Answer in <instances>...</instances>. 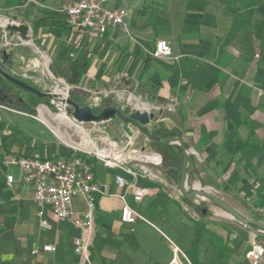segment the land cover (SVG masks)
Here are the masks:
<instances>
[{"label": "crops", "instance_id": "crops-1", "mask_svg": "<svg viewBox=\"0 0 264 264\" xmlns=\"http://www.w3.org/2000/svg\"><path fill=\"white\" fill-rule=\"evenodd\" d=\"M250 1L109 0L132 17L125 26L104 33L73 29L58 9L39 17L32 34L47 53L53 74L75 98L91 92L105 95L117 87L132 91L130 97L146 105L142 110L155 114L152 130L178 134L186 154L181 147L180 164L167 166L158 147L148 143L153 161L161 159L146 166L149 176L126 157L115 167L95 160V179L103 192L95 203L94 225L83 231L36 201L21 169L4 163L7 154L52 158L73 149L40 118L41 101L29 104L28 110L0 103V264H221L218 244L226 249L224 264H251L248 252L254 245L264 248V41L252 28L225 41L235 14ZM33 6L30 0H0V10L9 14H17L19 7L25 14ZM262 9L258 7L255 19L264 16ZM158 40H166L178 59L154 57ZM43 115L48 116L45 110ZM93 129L89 134L98 138ZM116 129L108 133L111 139L134 143L144 135L126 123ZM110 138L100 142L106 145ZM184 169L188 191H207L249 223L212 200L198 204L200 197L187 196L181 187ZM117 175L127 182L124 188L118 186ZM135 187L147 191L141 203L133 200ZM125 202L142 218L123 222ZM73 206L79 212L87 209L80 195ZM40 210L49 228L41 225ZM78 237L84 255L75 251ZM47 245L52 249L45 250ZM255 264H264V254Z\"/></svg>", "mask_w": 264, "mask_h": 264}, {"label": "built area", "instance_id": "built-area-1", "mask_svg": "<svg viewBox=\"0 0 264 264\" xmlns=\"http://www.w3.org/2000/svg\"><path fill=\"white\" fill-rule=\"evenodd\" d=\"M58 10L66 15L73 29H87L99 33H104L108 29L125 26L127 21L132 17L128 9L110 6L109 0H70L60 5ZM153 56L157 58L171 57L178 59L173 54V50L166 40H158L156 42ZM53 91L57 92L56 90ZM69 93L70 87L65 86L62 96L58 93V97L67 99ZM56 106L65 112L68 108L67 103L60 101L56 103ZM97 130L100 129L94 128L93 132ZM95 160L110 167L119 166L122 162L112 163L110 158H106L94 150L89 151L74 148L67 155L52 158L7 154L4 158V163L16 165L21 169L23 181L32 185L34 189L36 201L41 205L49 206L56 218L65 219L76 228L84 231L91 228L95 223V203L103 192V188L95 179ZM145 162L160 164L161 160L159 162ZM138 168H140L144 176L152 175L146 166L139 165ZM128 172L133 176L138 175V172L133 168H129ZM13 181L14 177L12 175L8 176V182L12 183ZM116 182L121 188L127 185V182L121 175H117ZM146 192L144 188L135 187L133 200L136 203H141ZM182 194L183 192L181 191L180 195ZM78 195L82 196L87 204V209L83 212L75 210L73 206L74 198ZM199 197L200 200L196 202L198 204L206 200V197L203 195ZM121 198L124 199V195H121ZM39 216L41 217V225L49 228L50 225L47 219L44 218L43 210L39 211ZM193 216L197 218V214L193 213ZM138 218H142V216L125 202L121 209V220L125 223H135ZM74 244L75 251L84 255L86 248L83 244V239L81 237L76 238ZM44 249L51 250L52 246L47 245ZM263 254L264 248L260 245H254L253 250L248 252L247 257L251 264H255Z\"/></svg>", "mask_w": 264, "mask_h": 264}, {"label": "rangeland", "instance_id": "rangeland-1", "mask_svg": "<svg viewBox=\"0 0 264 264\" xmlns=\"http://www.w3.org/2000/svg\"><path fill=\"white\" fill-rule=\"evenodd\" d=\"M61 1L62 0H48V1H45V3H42L39 0H30V2L34 4V6L28 7L25 14H21L22 13L21 10L23 9V7H19L15 9L18 11L17 14L16 13L9 14V13H5L4 11L0 10V19L3 21V24H0V63L2 64L3 69L7 71L8 73H11L12 75L24 81H27L28 83L39 88L40 90H43V91L56 90L58 93H60V96H62L64 92V84L61 82V80L58 77H56L53 74V71L51 69V64H49L48 69L53 74V76L48 75L44 71L43 65L39 64L38 61H41V55L38 52V49L42 50L44 53L45 51L40 46L41 44L39 43V40L35 38L36 34L33 35L32 31L35 29L33 25L38 19H40L39 17H42L46 13H50L51 10L58 9L57 7ZM38 7L40 9H38ZM262 10L264 11V9ZM4 18H6L7 21H10V23L28 25L31 28L29 31V36L31 37V40L33 41V43L32 44L24 43L23 40L17 35L16 31L9 30L7 28L9 24L6 23V20H3ZM16 90H18L22 98L26 99L27 101L31 97V93L23 89L16 87ZM131 92L132 91L125 92L123 90V87H117L116 89H114L113 91L109 93H106L105 95L104 93H92L91 92L89 94L84 93L82 94L81 97L75 98L74 93L71 90L69 93V97H73L81 105L92 106L95 111L101 110L102 108H104L105 105H108L111 103V101H114L116 102L115 104L117 106L122 108L124 113H129L131 111L136 110L137 108L135 105L129 104L128 102ZM41 104L45 105V107H47L51 113H56V114L65 113L68 117L72 119L71 117L72 115L69 112L68 108L65 112L63 109H59L56 106V104H47L43 100H41ZM141 111H147L149 113H152V111L150 110L141 109ZM52 123L54 125H59L62 132H64L66 136L71 137L73 141L75 142L80 141L79 134L77 133L75 127L68 126L65 124L64 121H60V120H54L52 121ZM121 123H124V122L116 118V119H112V120L101 122V123H83L79 125L82 126L83 130H86L87 132L89 131L90 133L93 128H98L101 131H105L107 134L108 133L113 134V132L117 130L116 128ZM150 128L152 129L154 128V126L150 124ZM108 138L110 137L108 136ZM92 139L95 142H97V145L100 148H105V149L118 148L119 150L120 149L122 150V153L132 152V151L141 152V148L143 146H146L145 152H151L148 149L150 148L148 146V143H152V142H150L146 138L145 135H141V137L137 139L134 143H129V141H125L122 137H117V136H115L113 139L110 138V141L107 142L106 145L100 142L101 138L99 137L92 138ZM143 142L146 143V145H142ZM66 147L69 150L74 149L68 145H66ZM127 159H132V158L127 156L125 160ZM130 163H133V164L137 163V165L150 166L148 162L139 161V160L137 161L132 160L130 161ZM196 197H199V196H195L194 198ZM205 199L206 200L203 201L205 205L207 203L209 204L212 203L210 199L208 198H205Z\"/></svg>", "mask_w": 264, "mask_h": 264}, {"label": "water", "instance_id": "water-1", "mask_svg": "<svg viewBox=\"0 0 264 264\" xmlns=\"http://www.w3.org/2000/svg\"><path fill=\"white\" fill-rule=\"evenodd\" d=\"M9 30H13L19 32L21 34H29L30 27L26 24H9L7 26ZM0 75L12 85L23 89L31 94H34L47 104H56L57 102L67 103L69 112L71 113L72 120L75 124H83V123H101L105 121H109L112 119H120L127 125L135 126L141 131L146 138L153 143L156 144H171L177 143L182 147L184 154H186V147L181 142V139H162L158 135H156L155 131L150 128L151 122L155 119L154 113H149L147 111H141V109L136 108V110L131 111L129 113H124L122 108L117 105H108L102 108L99 111H95L94 108L90 105H81L79 102L74 100L71 97L67 99H61L58 97V93L55 91H43L39 88L31 85L27 81H24L11 73L5 71L0 63ZM42 106H45L42 104ZM96 137L101 139H106L108 134L105 131L97 130L94 132ZM146 146L141 148V152H145ZM153 154V152H148ZM181 187L184 193L189 197H195L203 195L206 198L212 200L215 204L219 205L223 209H225L228 213H230L234 218L244 222L246 224L249 223L247 219H245L237 210L231 207L226 201L208 193L205 190L193 189V191H188L185 183V169L182 173ZM207 209H203V213L205 214ZM264 228V226L262 227Z\"/></svg>", "mask_w": 264, "mask_h": 264}, {"label": "trees", "instance_id": "trees-1", "mask_svg": "<svg viewBox=\"0 0 264 264\" xmlns=\"http://www.w3.org/2000/svg\"><path fill=\"white\" fill-rule=\"evenodd\" d=\"M261 5L264 6V0H251L247 4L243 12L235 14L233 23L231 25L229 33L226 36L225 41L232 40L234 36L242 29L247 30L246 33H248L250 31V28L254 30V34L257 39L264 41V16L261 19H255V13L258 11V7ZM40 101V98H38L34 94H31L28 102H26L22 98L19 91L16 90V86L5 81L0 75V103L16 109L28 110L29 104H38ZM155 133L163 139H174L176 137L180 138L178 134H176L172 130H168L165 128H160ZM153 144L158 147L159 150L157 152H160L163 155L164 165L178 166L180 164L182 153L181 146H175L171 144ZM217 246L220 253L219 256L221 259V264H224L222 260L225 256L224 250L226 249L222 244H218Z\"/></svg>", "mask_w": 264, "mask_h": 264}, {"label": "bare ground", "instance_id": "bare-ground-1", "mask_svg": "<svg viewBox=\"0 0 264 264\" xmlns=\"http://www.w3.org/2000/svg\"><path fill=\"white\" fill-rule=\"evenodd\" d=\"M7 20L6 18H4ZM3 19V20H4ZM9 20V19H8ZM1 21V19H0ZM1 24V22H0ZM17 35L23 40L24 43L26 44H32L31 37L29 34H21L17 32ZM40 55H41V61H38L39 64L43 65L44 71L50 75L53 76L50 70L48 69L50 59L49 57L40 50ZM129 102L132 104H135L137 108L142 109L146 107V105H142L139 100L134 99L132 97L129 98ZM43 110L46 111L48 116L46 117L43 115ZM40 118L52 129V131L58 136L66 145L71 146L72 148L75 149H84V150H89V151H96L100 155L110 158L111 162H120L118 160H121L127 156L131 157L132 160H139V161H153V157H151L148 152H138V151H132V152H125L122 153L121 150L118 148H112V149H105V148H100L97 143L92 139L91 135L89 132L86 130H83L82 126L79 124H75L70 117H68L65 113L64 114H56V113H50L47 107H42L40 110ZM54 120H60L64 121L66 125L75 127L77 133L79 134L80 141L75 142L72 140L71 137L66 136L64 132H62L61 128L59 125H54L52 121ZM106 141L107 138H106ZM161 159L159 158L156 162H159Z\"/></svg>", "mask_w": 264, "mask_h": 264}]
</instances>
